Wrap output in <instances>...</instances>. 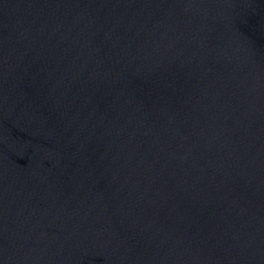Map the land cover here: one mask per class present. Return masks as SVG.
Masks as SVG:
<instances>
[{
  "label": "water",
  "instance_id": "95a60500",
  "mask_svg": "<svg viewBox=\"0 0 264 264\" xmlns=\"http://www.w3.org/2000/svg\"><path fill=\"white\" fill-rule=\"evenodd\" d=\"M0 264H264V0H0Z\"/></svg>",
  "mask_w": 264,
  "mask_h": 264
}]
</instances>
